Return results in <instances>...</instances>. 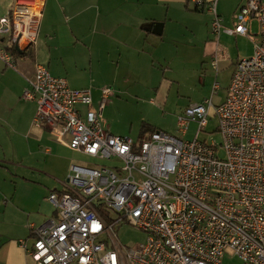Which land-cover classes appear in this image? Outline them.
Segmentation results:
<instances>
[{
    "label": "built area",
    "instance_id": "1",
    "mask_svg": "<svg viewBox=\"0 0 264 264\" xmlns=\"http://www.w3.org/2000/svg\"><path fill=\"white\" fill-rule=\"evenodd\" d=\"M188 1L213 14L217 42L225 33L253 44L252 54L236 62L222 103L207 98L178 115L182 134L198 124L191 140L163 130L140 142L112 134L104 117L111 86L100 89L93 107L91 87L71 88L39 62L32 73L17 67L10 48L36 42L39 4L17 0L12 14L0 18V58L27 80L22 98L37 104L32 125L48 128L72 150L110 161L72 164L65 190L49 193L58 217L32 228L28 254L35 264H223L225 254L264 264V0H245L232 26L222 23L217 0ZM215 53L217 70L222 47ZM219 88L216 81L213 94ZM82 105L88 107L84 115ZM211 111L220 144L199 139ZM119 222L135 225L145 239L127 248L115 231Z\"/></svg>",
    "mask_w": 264,
    "mask_h": 264
},
{
    "label": "crops",
    "instance_id": "2",
    "mask_svg": "<svg viewBox=\"0 0 264 264\" xmlns=\"http://www.w3.org/2000/svg\"><path fill=\"white\" fill-rule=\"evenodd\" d=\"M8 1L0 0V18L12 14L17 0L9 4ZM244 3L245 0H217V12L222 23L232 26L234 14ZM190 4L194 5L188 0H41L37 40L29 45L34 48V58H17L14 54L16 65H20L17 67L21 72L32 73L35 62L43 64L39 61L42 52L39 33L45 39L48 54L52 53L49 43L67 38L72 46H83L86 51L83 56L88 58L92 75L97 73L101 76L98 88L91 86L93 107L102 86L114 82V87H118L122 83L115 78L110 81L103 77H117L123 67L130 77L128 83L138 93H148L151 105L161 107L174 85L167 74L173 72L176 62L186 65L188 60L197 59L200 66V63L213 66L217 46H220L223 54L219 56L217 70L213 66L219 75L226 69L234 70L240 58L253 52V44L246 37L245 47L236 52L221 41L223 36H232L222 33L217 42L210 26L213 14L209 10L192 8ZM193 15L204 17V23L199 26L201 30L198 33L192 31L191 37L184 40L186 33L192 30L189 22ZM42 24L44 29L40 30ZM43 50L45 53V48ZM159 64L165 68L162 70ZM8 67L0 58V264H35L28 254V249L33 246L32 228L58 217L47 196L52 191L65 190L70 166L75 163L62 152L61 147L70 148L55 142L48 128L32 125L36 106L31 112L29 106L14 101V93H17L22 100L32 102L22 98L28 87L26 78ZM50 72L67 79L64 75ZM59 72L64 70L59 69ZM68 83L74 89L88 88L80 83L74 86ZM136 96L140 98V95ZM80 109L84 115L88 107L82 105ZM106 122L112 134L131 137L123 130L111 131V124ZM143 124L154 131L162 129L158 124L143 122L142 139L153 132L143 129ZM14 134L20 139L15 136L16 147L7 150V144L15 141ZM20 240L26 241V247Z\"/></svg>",
    "mask_w": 264,
    "mask_h": 264
},
{
    "label": "rangeland",
    "instance_id": "3",
    "mask_svg": "<svg viewBox=\"0 0 264 264\" xmlns=\"http://www.w3.org/2000/svg\"><path fill=\"white\" fill-rule=\"evenodd\" d=\"M12 1L13 0L8 1V4L9 2L12 3ZM32 2L39 4L36 8L39 10L41 0H32ZM190 5L192 8L194 7V5ZM190 18L191 21L189 23L192 27V30L186 33L185 37L183 38L184 40H188L191 37L192 31H200L201 28H198L202 23H204L205 20L204 17L195 15L191 16ZM254 26L256 30V24H254ZM43 29L44 24L41 25L40 30ZM38 39L40 40V47H42L39 61L49 67L53 73L61 74L67 77L72 86L80 83L85 87L93 86V88L95 87L94 89L98 88V83L101 81V76H98L97 73H95L94 76L92 75L88 58L86 55L83 56L84 52L86 51L82 45L74 47L72 46V42H69V39L60 38L59 40H54L49 43V48L52 53L48 54L47 45L45 44V39L41 33H39ZM221 41L222 43L224 42L225 44L229 45V47L236 52L237 50H242L245 47L247 40L244 37L239 36H223ZM43 48H45V53ZM10 51L16 54L14 47H11ZM17 56L20 55L16 54V57ZM198 64L199 63L197 59L188 60L186 65H183L181 62H176L173 64V72L167 75L173 80L174 85L172 89L168 91L166 102L161 107L159 105L157 106L156 104L151 105L149 103L150 96L148 93H138L137 89L133 88L128 83L130 77L127 76L126 68L123 67L117 77L113 75L104 76L103 78L110 79V81H113L115 78V80L117 79L122 82L118 87H114V82L106 84L107 86H111L113 88V94L110 96L104 110L105 119L112 126L111 131H115V129L123 130L126 132V134L131 135V137L134 138L136 142H140L142 141V137H140L141 124L143 122H151L155 123V125L158 124L163 129V131L177 135L180 138L186 140L194 139L197 133L198 124L196 122L191 123L187 133L182 134L178 130L177 126L178 115H180L189 104L194 102H202L207 98L214 97L213 99L216 105L222 103L226 98L227 89L230 85V80L234 72L232 69H226V71H222L218 75L213 66L209 63L204 65L200 63L201 66ZM197 65L199 70L197 69ZM158 66L162 70L165 68V66L162 67V64H159ZM18 67H20V65ZM170 67H172V64ZM58 68L60 70H64V72L60 73ZM9 69L14 70L11 67ZM216 81L219 83L220 88L217 90L216 94H213V92H215L214 84ZM136 95H140V98H137ZM14 101L21 102L23 106H29L31 108V112H33L35 106L37 108V104L34 103L35 101L26 102L22 100L21 96L17 95V93H14ZM208 119L207 127L199 134V139L207 143H212L213 141L217 142L218 144L222 143L223 137L219 132L218 117L213 111H211ZM9 133L13 134L12 131ZM15 136L18 138L20 137L14 134L15 141H10V143L7 144V150L13 146L16 147L14 145V143L17 141ZM50 136L54 140L52 135ZM61 148L63 149L62 152L64 154L72 158L73 163L81 166L90 167L95 165L110 164L109 160L90 157L83 154L82 152L70 150L65 147ZM220 156H224L223 150H220ZM115 231L118 234L120 241L127 248L137 247L145 239L144 232L138 229L135 225L128 222H119L115 224ZM223 264L243 263L238 256L225 254Z\"/></svg>",
    "mask_w": 264,
    "mask_h": 264
},
{
    "label": "trees",
    "instance_id": "4",
    "mask_svg": "<svg viewBox=\"0 0 264 264\" xmlns=\"http://www.w3.org/2000/svg\"><path fill=\"white\" fill-rule=\"evenodd\" d=\"M15 50V53L17 54V55H20V56H28V57H32V58H34V48L32 47V46H29V47H27V48H24L23 50H21V52H19L18 50H16V49H14ZM143 129H149V130H151V131H154V129L153 128H151L150 126H148V125H145V124H143ZM147 127H149V128H147Z\"/></svg>",
    "mask_w": 264,
    "mask_h": 264
},
{
    "label": "bare ground",
    "instance_id": "5",
    "mask_svg": "<svg viewBox=\"0 0 264 264\" xmlns=\"http://www.w3.org/2000/svg\"><path fill=\"white\" fill-rule=\"evenodd\" d=\"M30 1L31 0H22V2H25V3H31Z\"/></svg>",
    "mask_w": 264,
    "mask_h": 264
},
{
    "label": "water",
    "instance_id": "6",
    "mask_svg": "<svg viewBox=\"0 0 264 264\" xmlns=\"http://www.w3.org/2000/svg\"><path fill=\"white\" fill-rule=\"evenodd\" d=\"M16 49H17L19 52H21V49H20V48L16 47Z\"/></svg>",
    "mask_w": 264,
    "mask_h": 264
}]
</instances>
